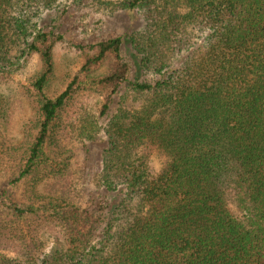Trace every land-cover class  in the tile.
<instances>
[{
    "label": "trees",
    "instance_id": "1",
    "mask_svg": "<svg viewBox=\"0 0 264 264\" xmlns=\"http://www.w3.org/2000/svg\"><path fill=\"white\" fill-rule=\"evenodd\" d=\"M57 2L0 0V87L32 58L41 62L29 81L38 134L11 182L35 186L54 175L62 191L30 187L26 205L3 203L0 264H264V0H123L121 8L143 15L130 42L156 82L129 81L118 37L77 46L79 71L51 97L53 50L63 37L35 18ZM124 85L143 103L121 104L105 129L101 185L119 199L90 245L106 208L67 199V165L50 166L47 149L76 96L103 94V116ZM6 105L0 93V120ZM89 126L82 136L93 141ZM45 231L55 242L49 250Z\"/></svg>",
    "mask_w": 264,
    "mask_h": 264
},
{
    "label": "rangeland",
    "instance_id": "2",
    "mask_svg": "<svg viewBox=\"0 0 264 264\" xmlns=\"http://www.w3.org/2000/svg\"><path fill=\"white\" fill-rule=\"evenodd\" d=\"M122 2L123 0H58L52 9L35 18L38 28L63 37L53 50L54 74L47 88L49 96L60 94L79 71L82 60L77 46H87L118 37L123 39L122 55L130 68L129 81L156 82L157 77L140 66V58L133 51L130 42V37L144 25L143 15L139 10L121 8ZM40 71L41 62L34 57L28 66L19 67L9 82L0 87V93L7 104L5 116L0 120V210L4 202L18 205L29 203L30 187H34L41 195L54 194L61 189V183L58 187L54 175L35 186L27 181L18 184L11 182L21 171L20 168L38 134L40 116L29 92V81ZM132 90L130 86L124 85L112 97L113 102L103 116L100 115L99 107L104 101V95L80 93L63 111L56 129L58 137L54 139L55 142L49 143L50 149H47L50 166L53 164L58 169L67 165L66 173L72 186L67 199L77 205H84L89 200L99 201L106 208L103 219L97 224L90 239V245L98 243L104 236L106 226L112 220L113 206L119 199L116 193L109 192L101 185V157L107 147L105 129L121 104L128 110H137L142 106V100L131 93ZM84 124L97 131L93 141L82 136ZM149 166L157 175L163 164L155 155L150 158ZM46 173L47 171L42 172L41 175ZM4 217L0 213V219ZM48 235L46 231L43 233L47 250L55 244ZM4 252L14 255L13 251Z\"/></svg>",
    "mask_w": 264,
    "mask_h": 264
}]
</instances>
